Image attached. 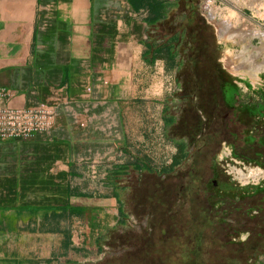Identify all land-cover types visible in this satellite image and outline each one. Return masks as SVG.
Returning a JSON list of instances; mask_svg holds the SVG:
<instances>
[{
	"label": "crops",
	"instance_id": "1",
	"mask_svg": "<svg viewBox=\"0 0 264 264\" xmlns=\"http://www.w3.org/2000/svg\"><path fill=\"white\" fill-rule=\"evenodd\" d=\"M177 9L0 0V106L55 110L48 131L0 142V264L98 257L122 221L121 181L146 160L133 153L146 143L144 115L178 89V46L158 30Z\"/></svg>",
	"mask_w": 264,
	"mask_h": 264
},
{
	"label": "rangeland",
	"instance_id": "2",
	"mask_svg": "<svg viewBox=\"0 0 264 264\" xmlns=\"http://www.w3.org/2000/svg\"><path fill=\"white\" fill-rule=\"evenodd\" d=\"M176 4L158 30L179 34L178 89L148 107L133 148L148 168L121 181L122 221L98 257L72 264H264V140L251 145L264 137V0ZM235 106L241 122L227 115L219 134ZM253 125L261 134L243 133ZM230 183L249 188L234 195Z\"/></svg>",
	"mask_w": 264,
	"mask_h": 264
},
{
	"label": "built area",
	"instance_id": "3",
	"mask_svg": "<svg viewBox=\"0 0 264 264\" xmlns=\"http://www.w3.org/2000/svg\"><path fill=\"white\" fill-rule=\"evenodd\" d=\"M9 97V93H5ZM55 123L52 107L35 109L0 106V142L22 141L46 132Z\"/></svg>",
	"mask_w": 264,
	"mask_h": 264
},
{
	"label": "trees",
	"instance_id": "4",
	"mask_svg": "<svg viewBox=\"0 0 264 264\" xmlns=\"http://www.w3.org/2000/svg\"><path fill=\"white\" fill-rule=\"evenodd\" d=\"M165 8H166V4L164 3L163 4V6L162 7H160V8H157V10L155 11L156 12V16H157V18H159V12H162L163 10H165ZM190 20V21H189ZM188 20V22H187V25H192L193 24V21L191 20V18ZM173 35V34H172ZM172 39H173V47H175L174 45H176L177 44V46H178V41H179V34H174L173 35V37H172ZM168 40V39H167ZM259 117H264V112H261V113H259ZM256 125H253L252 126V128H247L246 130H244V134H254V130L256 131V133L257 134H261V131H259L258 129H256ZM250 137L251 136H249V138H247L248 140H250ZM255 140L254 141H252L251 140V145L253 144V143H256V142H259V141H263L264 140V137H260L261 139H258V138H255L256 136H252ZM250 144V143H249ZM263 157H264V153L263 154H261L260 156H259V158L260 159H263ZM258 165H260V166H262V167H264V163H262V162H260V163H258ZM148 168V165H147V163L145 162V163H142L141 165H140V168H137V170L138 171H142V170H146ZM249 187H246V188H240V187H238L237 185H234L233 183H230L229 184V191L230 192H232L234 195H237V194H239L240 192H242V191H245L246 189H248Z\"/></svg>",
	"mask_w": 264,
	"mask_h": 264
},
{
	"label": "flooded vegetation",
	"instance_id": "5",
	"mask_svg": "<svg viewBox=\"0 0 264 264\" xmlns=\"http://www.w3.org/2000/svg\"><path fill=\"white\" fill-rule=\"evenodd\" d=\"M218 85L219 84L216 83L214 85V89H216V90H222L223 88L220 87V86H218ZM224 97H226V95ZM217 108H220L221 109L220 105H218ZM230 110H231V112L229 111V112L225 113V115H222L223 116L222 117V122H221L222 125L220 126V129L218 130V133L219 134H225L226 135V133H228L227 132L228 131V128H225L224 127L227 124L226 123L227 122V119H225L227 115L230 118V121H229L230 123L236 124L237 121L241 122V118L240 117L242 116V114H244V112L240 109V107L239 106H235V107L230 108ZM212 114H214L216 116V112H214ZM206 132H209V129H206ZM218 133L213 134V137L214 138L217 137V134ZM208 138H210V135H208L207 138L204 139V145L205 146H207L210 143V139H208ZM214 184H215V182H214Z\"/></svg>",
	"mask_w": 264,
	"mask_h": 264
}]
</instances>
